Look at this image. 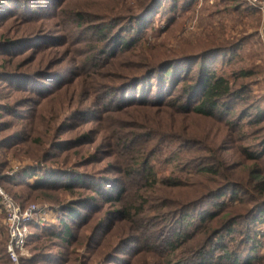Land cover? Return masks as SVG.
I'll return each mask as SVG.
<instances>
[{
  "label": "rangeland",
  "instance_id": "obj_1",
  "mask_svg": "<svg viewBox=\"0 0 264 264\" xmlns=\"http://www.w3.org/2000/svg\"><path fill=\"white\" fill-rule=\"evenodd\" d=\"M156 3L125 51L141 0H0V187L48 212L21 264H194L210 232L184 216L223 191L238 212L264 201L251 174L264 169V0ZM204 54L242 89L233 113L134 105L159 99L141 75ZM7 232L0 202V264Z\"/></svg>",
  "mask_w": 264,
  "mask_h": 264
},
{
  "label": "trees",
  "instance_id": "obj_2",
  "mask_svg": "<svg viewBox=\"0 0 264 264\" xmlns=\"http://www.w3.org/2000/svg\"><path fill=\"white\" fill-rule=\"evenodd\" d=\"M194 2V1H193ZM146 3V0H141V4ZM145 5V4H144ZM142 6L138 13H132L128 17V34H125L124 39H120V47L125 51L133 49L135 46L134 38L142 28L149 25L150 16H152L153 8L156 7V0ZM152 10V11H151ZM112 27L106 26L100 32L103 35L111 36ZM119 36V35H118ZM122 34H120V37ZM123 51H121L122 53ZM208 54V53H206ZM204 54L200 61H196L191 57L183 59H171L169 62L163 63L159 68H152L146 73H142L139 81L150 77L149 96L159 98L157 101H146V97L139 99V96L134 97V105L142 106H176L179 115L189 116L197 115L202 117L214 118L223 114L233 113V105L239 102L242 98V89H235L232 81L217 73L215 65L210 64L205 66L202 62L203 58H209V55ZM195 70V71H194ZM159 85L164 87V91L159 89ZM169 89V90H168ZM168 90V91H167ZM178 91V95L174 96ZM158 92V93H157ZM148 96V97H149ZM166 100V101H165ZM262 115L260 116V118ZM264 118V115L263 117ZM249 158H254L256 155L249 154ZM251 174L255 180V184L259 187L260 192L264 194V169L252 171ZM229 187H232L230 185ZM233 192V191H232ZM220 194V195H219ZM214 196L216 203L210 209L204 210L198 218L184 216L181 225L189 224L199 227L206 226L205 233L210 232L208 240H204L200 246L196 244L194 253V264H264V256L260 255L259 250L262 248L257 237H264V233L255 232L256 224L264 225V201L258 199L248 200L247 204H253L254 207L241 209L238 212L234 206V197L231 194L228 201H224L226 193L223 191ZM213 198V197H212ZM16 201V200H15ZM232 201V202H231ZM19 203L18 201H16ZM230 202V203H229ZM23 208L28 205L19 203ZM253 210V211H251ZM252 214L254 216L251 218ZM245 222V226H240ZM31 226V240L34 231L38 230V225ZM199 232L195 235L199 236ZM60 234L56 236L59 238ZM183 236V237H182ZM185 234L180 231L175 235L176 243L184 240ZM8 232L6 233L5 256L12 264L7 253ZM27 241V244L29 243ZM22 263V259H21Z\"/></svg>",
  "mask_w": 264,
  "mask_h": 264
},
{
  "label": "built area",
  "instance_id": "obj_3",
  "mask_svg": "<svg viewBox=\"0 0 264 264\" xmlns=\"http://www.w3.org/2000/svg\"><path fill=\"white\" fill-rule=\"evenodd\" d=\"M262 38L264 42V31L262 32ZM0 202L5 214V224L9 237L7 253L13 264H21V253L31 236V226L45 222L48 212L35 204L23 208L1 187Z\"/></svg>",
  "mask_w": 264,
  "mask_h": 264
}]
</instances>
